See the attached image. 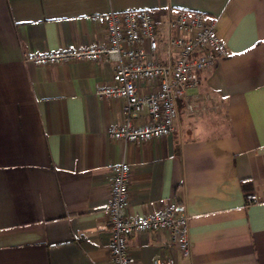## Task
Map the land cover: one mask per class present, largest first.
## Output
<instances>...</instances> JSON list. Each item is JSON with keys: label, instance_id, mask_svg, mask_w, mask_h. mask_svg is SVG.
I'll return each mask as SVG.
<instances>
[{"label": "crops", "instance_id": "crops-1", "mask_svg": "<svg viewBox=\"0 0 264 264\" xmlns=\"http://www.w3.org/2000/svg\"><path fill=\"white\" fill-rule=\"evenodd\" d=\"M148 9L158 57L175 11L217 19L227 55L187 90L168 136L107 137L125 102L99 98L113 63L35 66L26 54L106 43L90 16ZM130 166L129 217L175 207L190 255L166 232L133 234L132 264H264V0H0V264H111V168ZM254 194L257 202L247 204Z\"/></svg>", "mask_w": 264, "mask_h": 264}, {"label": "built area", "instance_id": "built-area-1", "mask_svg": "<svg viewBox=\"0 0 264 264\" xmlns=\"http://www.w3.org/2000/svg\"><path fill=\"white\" fill-rule=\"evenodd\" d=\"M90 21L104 26V45L62 48L26 54L24 58L35 66L83 61L113 63L111 84L98 86L95 91L99 98L125 102L121 124L110 126L106 131L113 141L137 143L171 134L177 107L187 112L194 110L187 90L197 86L199 73L227 55L226 46L216 31L217 19L198 11L180 9L172 15L169 28L175 35L167 41L174 51L171 64H163L158 57L159 42L152 10L94 14ZM111 171L110 199L106 207L111 264H132L127 242L133 234L141 232H166L180 254L188 257L187 218L177 213L174 206L141 216H127L130 166L120 162ZM246 201L256 203L257 197L249 194ZM153 264H173V261L155 258Z\"/></svg>", "mask_w": 264, "mask_h": 264}]
</instances>
